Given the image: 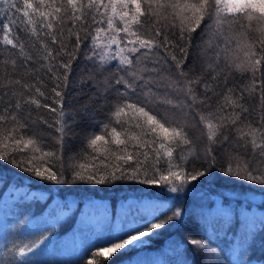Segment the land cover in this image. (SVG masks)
Segmentation results:
<instances>
[{
    "label": "snow or ice",
    "instance_id": "obj_1",
    "mask_svg": "<svg viewBox=\"0 0 264 264\" xmlns=\"http://www.w3.org/2000/svg\"><path fill=\"white\" fill-rule=\"evenodd\" d=\"M0 162L54 186L182 193L218 168L264 187V0H0ZM161 207L133 216L130 206L127 228L97 236L75 264H104L97 258L183 220L178 208L159 219ZM235 211L221 203L201 214L219 237ZM240 215L231 250L247 264L255 226ZM45 233L17 243L0 227L10 244L0 264H38ZM188 243L201 264H220L223 249Z\"/></svg>",
    "mask_w": 264,
    "mask_h": 264
},
{
    "label": "trees",
    "instance_id": "obj_2",
    "mask_svg": "<svg viewBox=\"0 0 264 264\" xmlns=\"http://www.w3.org/2000/svg\"><path fill=\"white\" fill-rule=\"evenodd\" d=\"M77 132L79 133L80 129H77ZM80 147V138L76 136L70 141L69 155L79 151ZM188 189L182 193H171L159 187L127 182L111 185L85 183L54 186L30 176L14 165L0 162V199L8 195L0 211L2 213L0 217L1 221L6 223L9 241L15 239L17 243L21 239L28 242L26 238L31 236V233L38 234L44 227L50 228V233L45 235L51 234L53 239L45 251L36 258L38 264H75L84 251L74 258L62 261L52 260L46 255L58 249L57 243H61V240L73 231L76 217H79L84 210L97 203L104 204L116 214V219L122 221L118 229L114 228L122 232L127 228L124 222L126 212L125 209L121 210L123 204H128V210L131 206L132 215L135 216V206L159 203L162 206L161 211L156 213L159 219L164 215H171L169 208L173 211L178 208L182 211L183 220L178 224L166 225L156 230L155 235L142 238L143 243L138 247L126 246L127 251L118 250L107 258L97 259L104 264L109 262L119 264L138 255L158 256L159 253L164 264H170L173 256L181 258L186 264H201V256L188 243L189 238L193 237L203 239L210 247L223 249L219 257L220 264H234L236 257L231 249L233 244L239 242L240 234L244 232L245 218L240 215V210L244 209L247 212V223L255 226L254 237H250L248 244L245 245L248 249L247 264H264V227L261 224L264 221V187L253 186L234 176H226L215 168L205 177H200L198 181L189 185ZM221 203L224 207L236 211L231 224L232 230L227 235L220 232L217 237L209 226L214 217H209L206 223L201 213L203 210L207 215L209 208L215 209ZM19 205L28 209V216H20ZM35 208H38L39 212L49 208L59 209L62 212L55 215H60L61 219L56 220L54 219L56 216L53 218V215H46L30 220L32 219L29 216L30 211ZM141 215L147 216L146 213ZM248 215L251 217L249 218ZM128 219L131 220V217ZM5 244L10 246L8 241L1 244L0 260L4 258ZM55 246L56 249L52 250Z\"/></svg>",
    "mask_w": 264,
    "mask_h": 264
},
{
    "label": "rangeland",
    "instance_id": "obj_3",
    "mask_svg": "<svg viewBox=\"0 0 264 264\" xmlns=\"http://www.w3.org/2000/svg\"><path fill=\"white\" fill-rule=\"evenodd\" d=\"M8 195H4L2 199H0V211L2 207L4 206V202ZM18 197V196H17ZM16 201V199H15ZM19 202V201H17ZM128 204H123L121 207V210L125 209V212H128L127 207ZM59 212H62L59 209L56 208H49L45 209L44 211H40L38 208L32 209L30 211V215L32 219L35 220L41 216L46 215H53L54 218ZM2 213L0 212V215ZM60 215L56 216V220H60ZM250 218L251 215H248ZM122 221L119 219H116V214L112 212L111 209H109L104 204H94L93 206L87 210H84L79 217H76V223L74 224L73 231L70 232L67 236H65L61 243H57L58 249L54 253H49L46 256L51 258L52 260H68L71 257H75L82 253L85 248L89 247L91 245L92 241H95L97 236L101 235L102 233L106 232H115L117 231V227L119 224H121ZM0 227L6 229V223L4 221H1L0 217ZM114 228H117L114 230ZM7 230V229H6ZM6 241L3 239H0V246L1 244H4ZM53 248L52 250L56 249ZM162 257L159 255H138L136 257H133L129 260H125L122 263L119 264H164ZM182 261L181 258L177 256L171 257L170 264H180Z\"/></svg>",
    "mask_w": 264,
    "mask_h": 264
}]
</instances>
